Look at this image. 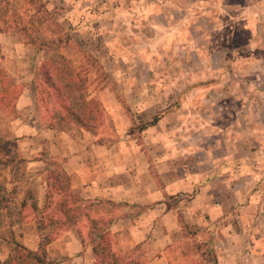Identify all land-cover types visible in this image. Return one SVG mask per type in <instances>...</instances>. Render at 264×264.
Listing matches in <instances>:
<instances>
[{"label":"rangeland","instance_id":"1","mask_svg":"<svg viewBox=\"0 0 264 264\" xmlns=\"http://www.w3.org/2000/svg\"><path fill=\"white\" fill-rule=\"evenodd\" d=\"M147 66L169 69L166 80L177 71L198 72L193 81L208 84L184 91L194 105L177 107L165 124L173 131L176 123L177 132L189 137L181 146L211 142L206 136L199 141L196 130L238 131L264 163V0H0V264H59L63 256L51 246L69 240L90 248L107 243L115 256L110 264H146L161 255L169 264H217L211 247L217 236L206 223L181 214L186 197L166 198V206L179 211L163 236L136 238L139 243L127 250L134 236L121 233L133 222L121 216H136L141 207L88 203L76 188L60 197L47 190L50 172L62 168L60 159L48 156L51 145L101 146L107 149L103 160L115 157L110 148L127 147L132 152L123 158L132 157L135 169L157 148L144 132L153 117L141 108L123 106L130 121L121 123L106 108H91L100 120L86 121L98 128L92 134L73 121L89 110L84 102L94 99V83L107 85L124 103L119 87L125 69ZM142 82L138 76L133 84ZM60 132L71 139L57 138ZM66 178L68 186L75 181ZM149 221L157 229V217ZM39 243H48L44 251ZM35 251L42 262L30 256Z\"/></svg>","mask_w":264,"mask_h":264},{"label":"crops","instance_id":"2","mask_svg":"<svg viewBox=\"0 0 264 264\" xmlns=\"http://www.w3.org/2000/svg\"><path fill=\"white\" fill-rule=\"evenodd\" d=\"M163 71L149 66L142 70L126 68V82L122 88L118 86L125 96L124 103L107 85L96 83L91 87L94 99L91 100L90 96L84 102L88 108H106L113 122L130 121L123 106L141 108L153 117V124L147 126L144 132L152 135L158 146L152 148V152L148 151L141 167L135 169L133 158L128 155L123 158V154L132 152L127 147L110 148L115 157L103 160V151L107 152V149L101 146L77 148L57 143L49 147L48 156L53 160L60 159L63 173L75 178L69 188L71 191L76 188L83 201L104 202L125 208L141 207L142 211L136 216H121L133 222L129 227L125 226L121 233L134 236L127 250L134 248L140 238L143 240L149 234L163 236L166 222L175 219L179 209L167 207L166 198L183 196L188 201L181 208V214L191 221L206 223L209 226L207 231L217 236V241H213L211 246L217 252V264H264V163L245 146V142L241 141L243 135L238 131L211 128L200 133L196 130L192 132L194 137L200 141L206 136L211 142L208 145L199 142L189 148L181 146V139L189 137L183 138L182 132H177L176 123L173 131L166 130L165 124L170 122L171 115L178 114L177 107L194 105L192 100L186 99L184 91H202L208 84L193 81L194 76L200 75L198 72L177 71L173 73V78L166 80L164 74H168L169 69H165V73ZM138 76L143 82L133 84ZM134 91L140 92L136 94L137 98L130 95ZM166 92L173 95L172 98L166 96ZM166 107L170 108L169 111L160 110ZM91 114L93 124L100 122L95 109L91 110ZM37 116H41V112ZM155 128L156 131L153 130ZM91 129L86 131L81 128V131L92 134L98 128L93 125ZM57 138L71 139V135L60 132ZM93 138L96 136L93 135ZM170 139L174 140L172 146L168 142ZM155 149L157 155H153ZM62 194L55 195L60 197ZM156 209L160 212L157 213ZM135 217L144 222H136ZM155 217L159 221L157 229L152 228L149 221ZM161 245L154 244L158 250H163L165 245ZM51 247L63 256L59 264H95L92 245L90 248L69 240L62 245L55 242ZM146 264H169V261L161 255Z\"/></svg>","mask_w":264,"mask_h":264},{"label":"trees","instance_id":"3","mask_svg":"<svg viewBox=\"0 0 264 264\" xmlns=\"http://www.w3.org/2000/svg\"><path fill=\"white\" fill-rule=\"evenodd\" d=\"M48 82V81H47ZM0 84H2L0 82ZM2 95V93L0 94ZM85 107H87V105L84 104ZM62 108V107H61ZM88 108V107H87ZM89 110L85 111V114L83 113V115H80V116H76L74 117L73 121L79 125V127H81L82 129L86 130V131H89L91 130V127L92 126H88L86 124V121L88 122H91V117H92V114L90 113L91 112V108H88ZM64 112H66L67 110L65 108H63ZM71 118L73 117L72 115L68 114ZM88 115L89 118H87L86 120L83 118L84 116ZM154 122V120H152L151 122L145 124L144 127H147V126H150L152 125ZM60 181L61 183L57 184V182ZM67 182V178H66V175L61 172V171H55V172H51L49 174V176L47 177V190L49 192H53L55 194H62V191H66V192H71L69 186L66 184ZM57 206L60 208L61 206H65V203L63 201H60V200H57ZM98 240H100L98 238ZM92 241H94L92 239ZM102 243V244H101ZM104 242H97L96 244H93L92 245V252L94 254V257H95V264H102V263H105V264H110L109 261L110 258L112 259L113 257H115L112 252L109 250V246L108 244H103ZM48 243H44V244H41L39 243L38 244V250L40 251H44V245L46 246ZM101 252H104L107 256L106 258L104 256H102V254H100ZM33 257V259L37 262H42L43 261V258L42 256L39 257L38 254H36V251L33 252V253H30ZM114 261V259H112V262ZM118 263H121L120 261H118ZM116 261L114 264H118Z\"/></svg>","mask_w":264,"mask_h":264},{"label":"built area","instance_id":"4","mask_svg":"<svg viewBox=\"0 0 264 264\" xmlns=\"http://www.w3.org/2000/svg\"><path fill=\"white\" fill-rule=\"evenodd\" d=\"M260 158L264 162V151L261 152Z\"/></svg>","mask_w":264,"mask_h":264}]
</instances>
